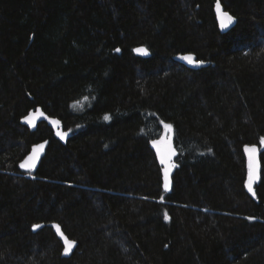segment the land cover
I'll return each mask as SVG.
<instances>
[{
    "label": "trees",
    "instance_id": "1",
    "mask_svg": "<svg viewBox=\"0 0 264 264\" xmlns=\"http://www.w3.org/2000/svg\"><path fill=\"white\" fill-rule=\"evenodd\" d=\"M220 1L228 31L217 0H0V264H264V0Z\"/></svg>",
    "mask_w": 264,
    "mask_h": 264
},
{
    "label": "water",
    "instance_id": "2",
    "mask_svg": "<svg viewBox=\"0 0 264 264\" xmlns=\"http://www.w3.org/2000/svg\"><path fill=\"white\" fill-rule=\"evenodd\" d=\"M219 5H220V8L224 12L229 13L233 17V15L230 12L225 10V8L222 5L220 0H219ZM214 13H215L216 20L218 22V25H219V28H220L221 31H228V30H231L234 27L235 22H236L235 18H234V22L232 24H230L227 28H222L221 27L220 19L218 17V12H217V2L215 3V6H214ZM138 48L147 49L145 46H138V47L134 48V54L136 56H139L141 58H149L150 57L151 53H150V51L148 49H147L148 54L144 55L142 53H139V52L135 51ZM187 55H191V54H183V55H181L180 58H179V62L183 66L187 67L188 69L199 70V69L207 67L209 65V63H207V62H203L202 64L189 63V62H187V61L182 59L183 56H187ZM191 56H193V55H191ZM194 60L197 61V62L199 61V60L196 59V57H194ZM26 117H29V118L33 119L34 126H33V124H30V123L27 122V120L25 119ZM53 121H59V124H54ZM21 123L24 126H26L27 128H29L30 130H36L40 123H46L48 125V127H50L54 131L55 137L57 139H59L61 141L65 140V135H64L62 121L59 118H57V117H52V116L48 115L41 107H38L37 109L30 111L24 118H22ZM61 134L63 135V139L61 138ZM41 145L43 147H40ZM48 145H49V141L46 140L44 142L38 143L35 146H33L31 151L29 152V154L21 161L20 168L22 170H24V171H32V170L36 169L40 165L42 159L44 158V156L46 154V151H47V148H48ZM166 145L168 146V144H166ZM252 146L256 147L257 152L255 154V157L252 160H250L249 153L246 152L245 149H246V147H252ZM171 148L174 150V148L172 146H171ZM261 151H262V149L259 146H257V145H245L243 147V154H244V157H245V160H246V167H247L248 173L250 171V167H249L250 163H253L255 165V169H256V173H257V179L253 183V191H254V188H255V186L257 184V181H258V179L260 177V174H261V169H262L261 168V160H260ZM35 153H39V155L36 158L35 166L34 167H28V165L31 164V161L28 158L30 156H33ZM173 160H174V156H172V162H173ZM22 164H24L25 167H21ZM40 226L41 227H39V228L32 227V230L33 231H37V230H39L40 228L43 227L42 225H40ZM56 230H57V227H56ZM57 232L59 233V236H60L61 240L64 242V247H65L66 246L65 240L61 236V233H63L62 230L59 228V231H57ZM63 237H66L64 233H63ZM67 240L70 241L68 238H67Z\"/></svg>",
    "mask_w": 264,
    "mask_h": 264
},
{
    "label": "snow or ice",
    "instance_id": "3",
    "mask_svg": "<svg viewBox=\"0 0 264 264\" xmlns=\"http://www.w3.org/2000/svg\"><path fill=\"white\" fill-rule=\"evenodd\" d=\"M217 12H218V17L220 19V24L222 28H227L230 24H232L234 22V17H232L229 13L224 12L219 5V0H217ZM117 51H119V49H117ZM135 51L142 53L144 55H147V49H143V48H138ZM183 60L189 62V63H193V64H202L203 61H195L194 57L191 55H187V56H183L182 57ZM27 120L28 123L33 124L34 126V121L32 118L26 117L25 118ZM105 119H109V117H105ZM54 124H59V121H53ZM166 127L171 130L172 126L166 125ZM59 134V133H58ZM61 138L63 139V135L61 134ZM260 143L262 145H264V138L261 139ZM40 147H43L42 145ZM35 151V150H34ZM158 151H159V147H158ZM246 152L249 153L250 156V160H252L255 157V154L257 152V149L255 146L252 147H246L245 149ZM39 155V153H35L33 156H30L28 159L31 161V164L28 165V167H34L35 166V162H36V158ZM175 155V151L171 148V144L168 143L167 149L164 151H160V159L161 162L164 163L166 165L165 168V184L164 187L167 190L169 187V181H168V173L172 170V168L176 167V165L172 162V156ZM21 167H25L24 164L21 165ZM250 171H249V176H248V189L250 192L253 193V195H255V192L253 191V183L254 181L257 179V173H256V169H255V165L253 163H250ZM165 218H167V213H165ZM251 219V218H249ZM34 228H39L41 227L40 225H34ZM57 227V231H59V226ZM62 238L65 240V248H64V252L65 254H68L72 247L75 246V241H68L66 237H63V233H61Z\"/></svg>",
    "mask_w": 264,
    "mask_h": 264
},
{
    "label": "rangeland",
    "instance_id": "4",
    "mask_svg": "<svg viewBox=\"0 0 264 264\" xmlns=\"http://www.w3.org/2000/svg\"><path fill=\"white\" fill-rule=\"evenodd\" d=\"M172 135H173V130H169L166 125L164 126V133L163 136L161 138V141L159 142V151H164V149H167V145L168 143L171 144L172 141ZM164 148V149H163Z\"/></svg>",
    "mask_w": 264,
    "mask_h": 264
}]
</instances>
